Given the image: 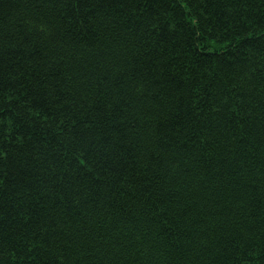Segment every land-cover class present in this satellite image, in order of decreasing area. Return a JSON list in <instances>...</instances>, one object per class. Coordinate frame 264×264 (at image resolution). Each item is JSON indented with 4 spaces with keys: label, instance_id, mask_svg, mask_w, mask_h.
Returning a JSON list of instances; mask_svg holds the SVG:
<instances>
[{
    "label": "trees",
    "instance_id": "16d2710c",
    "mask_svg": "<svg viewBox=\"0 0 264 264\" xmlns=\"http://www.w3.org/2000/svg\"><path fill=\"white\" fill-rule=\"evenodd\" d=\"M0 264H264V0H0Z\"/></svg>",
    "mask_w": 264,
    "mask_h": 264
}]
</instances>
